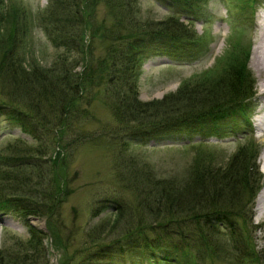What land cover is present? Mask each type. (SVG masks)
Listing matches in <instances>:
<instances>
[{"label":"trees","instance_id":"16d2710c","mask_svg":"<svg viewBox=\"0 0 264 264\" xmlns=\"http://www.w3.org/2000/svg\"><path fill=\"white\" fill-rule=\"evenodd\" d=\"M177 1L197 13L208 0ZM249 1L241 8L249 11L250 19L256 0ZM138 2L48 0L35 20L56 53L48 65H41L19 50L28 32L27 18L21 21L17 7L0 0V106L5 108L0 113H8L33 139H40L37 129L51 135L44 146L17 137L0 150V211L9 209L24 219L32 249L31 255L23 253L27 243L14 239L0 249V264H36L35 257L45 262L44 236L63 251L58 264H92L109 252L129 248H138L159 262L182 259L180 264H190L187 257L196 251L197 261L205 256L264 264L250 237L252 203L263 181L255 143L248 140L239 145L224 163L215 162L212 152L196 146L189 164L163 171L142 154H133L129 142L118 137L120 132L128 137L149 136L195 121L217 126L227 117L248 120L245 100L254 94L247 67L250 46L236 40L219 67L181 81L160 99L141 100L137 79L147 58L141 45L146 40H169L205 46L206 34H197L193 25L177 16L143 17ZM100 5L105 16L98 19ZM95 42L104 46L101 56L93 54ZM71 52L75 57H70ZM91 93L109 108L113 126L100 123L99 130H88L81 124L84 128L77 131V121L97 120L87 96ZM225 128L217 135L228 131ZM67 130L76 134L75 143L105 145L113 158L118 157L117 168L135 191L131 206L126 203L121 208L114 199L102 205L104 199L99 200L92 217L112 208L114 221L106 227L100 219L85 231L78 229L83 233L71 252L64 237L67 228L62 230L58 219L61 204L72 192L69 158L62 153L69 148L70 157L74 151L64 138ZM32 216L46 218V232L29 223Z\"/></svg>","mask_w":264,"mask_h":264},{"label":"rangeland","instance_id":"374dc122","mask_svg":"<svg viewBox=\"0 0 264 264\" xmlns=\"http://www.w3.org/2000/svg\"><path fill=\"white\" fill-rule=\"evenodd\" d=\"M3 2L8 6L17 7V15L21 21H24V17L28 20V32L23 37L24 44L19 46L21 53H25L28 57H34L41 65H48L52 61L56 49L38 26V21L35 20L48 0H3ZM138 3L143 17L159 20L166 19L170 15L177 16L184 24L193 25L197 34H206L205 46L184 45L187 43L169 40H146L144 45H141V49L147 55L137 79L138 96L141 100L160 99L166 93L174 91L181 81L202 71L219 67V63L225 58L231 43L236 40L242 46H250L247 67L254 79L252 91L255 96L245 100L248 120L237 115L239 116L237 117L238 120L227 117L223 122L217 123V126L195 121L169 129V131L151 133L149 136L128 137V135L120 132L118 136L120 141L124 138L129 142L133 154H142L151 163L153 162L165 169L163 171H168L173 167L180 170L189 164L196 146L212 152L211 157L215 162L224 163L239 145L249 140L250 143L253 142L258 146L256 164L263 176L262 188L264 186V159L262 158L264 134L256 126L255 119L259 114L257 103L260 78L252 64V54L257 36V21L259 12L264 7V0H256L251 21L249 11L241 8L242 5L250 4L249 0H208L197 13L190 12L177 0H139ZM88 8L90 9V5ZM104 16L105 10L100 5L97 17L101 19ZM92 50L95 57L101 56L104 46L95 42L92 44ZM154 51L156 52L153 53ZM70 57H75V54L71 52ZM87 96L92 100L91 109L97 120L94 121L91 117L87 120H79L76 122L78 124L76 130L79 131L84 127L88 130H99L100 123L113 126L111 112L103 100L98 96L94 99L93 93ZM2 110L5 108L0 106V111ZM81 124H84V127ZM223 126H227L225 129L228 131L217 135ZM42 132L37 129L36 134L40 139H33L25 134L19 123L11 119L8 113H0V150L17 137L29 144L44 146L48 140H51V135ZM75 135V133L69 134L68 130L64 135V138L70 141L71 145H74V151L70 157V149L68 148L67 151L62 149V153H66L67 158H69L67 161L68 176L71 181L72 192L61 204L58 216L62 230L67 228L64 237L68 238L66 244L70 252L76 246L83 231L89 229L97 220L103 218L102 222L106 227L114 221L115 215L111 213L112 208H106L100 215L92 217L93 208L99 204V200L104 199L102 205H106L109 204L107 200L112 202L114 199L116 202L114 204H120L119 207L123 208L126 203L128 206L133 204L135 192L130 183L121 176V169L117 168L119 165L117 156L113 158L106 146L102 144L75 143L76 141L73 139ZM49 152L52 155L54 153L51 147ZM34 161L43 163L42 159ZM49 166L52 167V164ZM124 183L129 185L125 186ZM259 194L260 192L256 193L252 203L251 223L254 230L250 237L255 252L261 251L264 257V213L262 214L257 209ZM128 214L129 212H127ZM28 221L39 230L46 232L47 220L45 217L32 216ZM78 229H83V231ZM221 230L225 231L224 229ZM70 232L73 233L71 237ZM74 236L75 238H73ZM29 237L30 233L20 215H16L8 209L0 212V249L5 245L12 244L14 239L23 240L25 244ZM42 243L47 250L45 262L58 264V259L64 256L63 251L54 246L48 236L43 237ZM31 251L28 243L22 248V252L25 254L31 255ZM196 253V251L194 254L192 252L187 257V262L190 264H236L230 260L210 259L205 256L198 259L201 262L199 263L196 260ZM176 257L178 258L179 254ZM34 261L36 264L45 263L40 257H35ZM180 262L183 260L175 259L173 261L169 259L159 262V260L149 258L138 248H129L125 252L107 253L93 264H180Z\"/></svg>","mask_w":264,"mask_h":264},{"label":"bare ground","instance_id":"6f19581e","mask_svg":"<svg viewBox=\"0 0 264 264\" xmlns=\"http://www.w3.org/2000/svg\"><path fill=\"white\" fill-rule=\"evenodd\" d=\"M252 64L260 78L259 84V100L256 119V126L264 134V13L259 15L257 22V36L253 50ZM257 128V127H256ZM264 159V152L262 154ZM257 209L264 213V186L259 190Z\"/></svg>","mask_w":264,"mask_h":264}]
</instances>
